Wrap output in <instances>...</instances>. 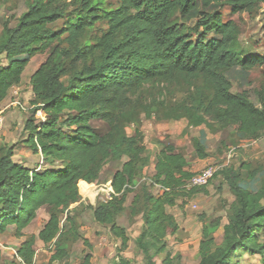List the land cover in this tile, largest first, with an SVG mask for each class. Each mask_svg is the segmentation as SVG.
Returning <instances> with one entry per match:
<instances>
[{
  "label": "trees",
  "instance_id": "trees-1",
  "mask_svg": "<svg viewBox=\"0 0 264 264\" xmlns=\"http://www.w3.org/2000/svg\"><path fill=\"white\" fill-rule=\"evenodd\" d=\"M219 0H119L115 8L105 0H29L28 9L15 26L7 19L0 32V110L9 90L19 85L30 58L46 54L31 76L35 106L27 120L26 140L40 151L50 166L31 169L13 159L16 144H0V233L14 226L18 237L38 216L50 208L49 218L38 235H31L18 248L21 264H34L36 240L52 248L50 262L69 255V232L62 228V215L73 228L68 210L81 201L86 186L99 181L103 167L111 160L120 164L107 180L110 196L89 206L93 218L111 225L112 234L122 241L113 264H132L122 255L130 237L116 218L127 209L141 215L143 226L136 239L145 264L166 254L162 264H173L175 256L167 237L179 230L167 207L187 203L202 187H188L194 174L181 151L167 145L156 156L155 173L141 181L150 160L141 131L139 107L146 88L156 90L152 102L170 87L184 84L193 89L194 101L203 116L237 126L247 140L264 132L263 107L256 106L246 91L234 92L227 72L250 70L264 65V55L239 54L238 25L224 21L218 11H208ZM233 13L258 9L264 0H227ZM200 6L202 10L199 11ZM199 12L194 25L186 18ZM64 22L60 30L53 24ZM108 28L94 39L86 37L99 21ZM27 56L26 58H20ZM6 61V62H5ZM41 110L45 119L36 122ZM92 119L105 121L109 131L97 133ZM136 123L129 136L125 124ZM197 155L208 154L194 138ZM57 162L63 167L55 166ZM256 177L250 163L229 164L222 171L235 196L227 223L215 218L203 223L198 264H239L244 253L260 256L264 264V174L256 189L242 185V171ZM159 186L158 192L154 187ZM80 187V190H79ZM222 227L218 240L217 230ZM2 251L0 249V257ZM177 254V258H180ZM90 254L84 264H90Z\"/></svg>",
  "mask_w": 264,
  "mask_h": 264
},
{
  "label": "rangeland",
  "instance_id": "rangeland-1",
  "mask_svg": "<svg viewBox=\"0 0 264 264\" xmlns=\"http://www.w3.org/2000/svg\"><path fill=\"white\" fill-rule=\"evenodd\" d=\"M28 1L0 0V32L7 19L11 26L16 25L18 18L28 9ZM105 3L107 7L115 8L119 5V0H105ZM201 10L202 6L199 8V11ZM208 11H218L222 14L224 21L232 19L236 22L238 35L235 49L239 54L242 56L264 55L263 11L251 9L233 13L227 0H219ZM198 15L197 11L185 21L187 24L194 25ZM52 26L55 30H60L64 22L61 20ZM107 28L106 21H99L89 30L86 37L94 39ZM45 56L46 54H38L30 58L21 83L9 90L8 96L1 104L6 121L0 129V144H16L13 159L36 170L46 169L50 165L44 161L40 151L35 152L23 143V140H26L28 134L25 129L26 122L32 116V110L35 107L32 103L34 95L31 76L44 61ZM227 76L234 92L246 91L256 106L263 107L264 65L250 70L236 67L229 70ZM155 93L156 90L146 88L143 92L142 106L139 107L141 131L146 146L144 156L150 160L141 181L149 182L155 173L156 156L167 145L175 146L176 151L184 154L189 164L188 170L194 175L205 170L215 171L210 181L203 186L206 191H201L188 199L183 206L182 201H179V205L167 207V211L175 216L179 225L177 234L167 237L169 249L175 256L173 264H198L203 223L209 224L211 220L220 218L221 225L226 224L229 206L235 200L229 185L224 181L222 171L229 164L250 163L257 175L250 179L247 172L243 170L242 185L248 189H256L259 186L260 177L264 174V132L258 139L250 141L244 138L237 126L203 116L198 109V101L193 100V89H188L184 84L170 87L159 95V101L153 103ZM35 118L36 122L43 120L40 115H36ZM91 125L99 134L109 131L108 124L103 120L92 119ZM136 125L133 122L125 124V130L129 136L135 135ZM194 138H199L204 144L207 158L202 159L197 155ZM55 166L63 167L60 162H57ZM118 168L120 164L115 160H111L103 167L100 180L91 183L97 187V195L85 197L80 191L81 201L72 204L68 209L75 222L73 228L67 220V212L62 215V228L70 233L66 243L69 248L68 257L64 261L51 263L52 248L37 239L34 264H84L89 254L90 264H113L122 241L112 234L111 225H103L94 220L89 206H95L98 202L109 198L110 188L107 180ZM153 189L158 192L159 186ZM132 196L133 193L128 196L125 212L116 218V223L125 227L130 237L122 255L130 259L132 264H145L143 253L136 244L143 220L141 215L132 216L131 214ZM49 213L50 208L47 206L40 208L37 218L23 230V235L20 237L16 235L14 226H9L4 233H0L2 251L0 264H21V258L17 255L18 248L29 236L38 235L49 218ZM222 232V227L217 230L215 235L218 240H221ZM177 254L181 255L180 258H177ZM244 255L239 259V264H263L259 257H254L253 262H245L242 259ZM165 258V253L157 255L156 264H162Z\"/></svg>",
  "mask_w": 264,
  "mask_h": 264
},
{
  "label": "built area",
  "instance_id": "built-area-1",
  "mask_svg": "<svg viewBox=\"0 0 264 264\" xmlns=\"http://www.w3.org/2000/svg\"><path fill=\"white\" fill-rule=\"evenodd\" d=\"M3 110H0V129L3 128L6 118L3 114ZM41 110H39L37 112V115H40L42 117V119H45V115ZM215 171L213 170H205L202 171L201 173L194 175L190 181L188 182V187H200V186H205L211 179V177L213 176Z\"/></svg>",
  "mask_w": 264,
  "mask_h": 264
},
{
  "label": "bare ground",
  "instance_id": "bare-ground-1",
  "mask_svg": "<svg viewBox=\"0 0 264 264\" xmlns=\"http://www.w3.org/2000/svg\"><path fill=\"white\" fill-rule=\"evenodd\" d=\"M85 188H88L87 193L86 192L83 193L85 197H86V195L93 197V196L97 195V193H98L97 187L93 184H90V185L86 186Z\"/></svg>",
  "mask_w": 264,
  "mask_h": 264
},
{
  "label": "crops",
  "instance_id": "crops-1",
  "mask_svg": "<svg viewBox=\"0 0 264 264\" xmlns=\"http://www.w3.org/2000/svg\"><path fill=\"white\" fill-rule=\"evenodd\" d=\"M244 254L245 255L243 256L242 259H244L245 262H248V261H252L253 262V258L254 257H259L260 258V256H258V255H249L248 253H244Z\"/></svg>",
  "mask_w": 264,
  "mask_h": 264
}]
</instances>
